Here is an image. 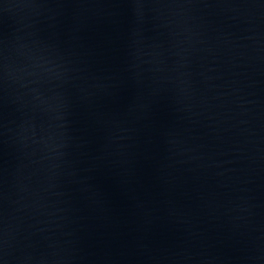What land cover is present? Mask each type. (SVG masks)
Listing matches in <instances>:
<instances>
[{"label":"water","instance_id":"water-1","mask_svg":"<svg viewBox=\"0 0 264 264\" xmlns=\"http://www.w3.org/2000/svg\"><path fill=\"white\" fill-rule=\"evenodd\" d=\"M0 264H264V0H0Z\"/></svg>","mask_w":264,"mask_h":264}]
</instances>
